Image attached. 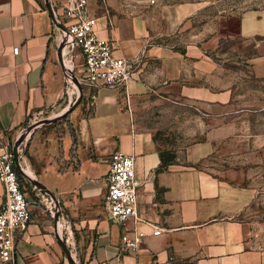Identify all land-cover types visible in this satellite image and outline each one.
Instances as JSON below:
<instances>
[{"label": "crops", "instance_id": "crops-1", "mask_svg": "<svg viewBox=\"0 0 264 264\" xmlns=\"http://www.w3.org/2000/svg\"><path fill=\"white\" fill-rule=\"evenodd\" d=\"M153 1L88 0L98 35L132 68L126 85L110 87L82 80L80 52L64 57L45 0H0V137L15 142L35 120L65 114L33 129L20 155L57 198L59 218L39 187L23 183L31 221L14 264H264L249 219L261 189L243 161L248 147L264 146L253 128L264 108L238 105L248 97L239 79L264 78V11L237 16L232 58L222 45L230 17L210 15L208 1ZM66 64L81 94L72 111ZM116 151L134 157L144 222L114 220L104 206ZM3 196L0 181V205ZM150 223L162 233L150 234ZM135 228L149 234L137 251L123 249Z\"/></svg>", "mask_w": 264, "mask_h": 264}, {"label": "built area", "instance_id": "built-area-1", "mask_svg": "<svg viewBox=\"0 0 264 264\" xmlns=\"http://www.w3.org/2000/svg\"><path fill=\"white\" fill-rule=\"evenodd\" d=\"M152 2H154L152 0ZM54 8L60 21L66 28L64 35V57L71 60L76 51L84 57V76L82 80L90 85L110 87L124 86L132 78V68L127 60L115 54L112 42L98 35L97 20L88 13V0H57ZM19 48H14L18 52ZM67 65V64H66ZM66 97L72 106L78 97L74 67L66 66ZM20 155L30 133L24 130ZM0 181L4 186V196L0 205V261L14 264L16 242L31 221V202L25 194L20 173L15 163L14 142L4 141L0 137ZM110 170L107 175V189L103 199L110 218L124 223L133 220L134 224L144 222L138 209V193L142 181L136 174L133 156L121 151L111 155ZM54 217L55 212L51 210ZM152 235H160L163 229L150 223ZM134 235L121 237L120 246L126 250L137 251L142 240L149 234L133 229Z\"/></svg>", "mask_w": 264, "mask_h": 264}, {"label": "rangeland", "instance_id": "rangeland-1", "mask_svg": "<svg viewBox=\"0 0 264 264\" xmlns=\"http://www.w3.org/2000/svg\"><path fill=\"white\" fill-rule=\"evenodd\" d=\"M206 1L209 2L207 11L210 15H217L218 17L224 15L230 17L229 21L226 22V26H228V28L225 30L226 38L223 39L222 45L226 50V57L236 58L235 54H237V51L234 50V48L235 46L240 45V42H237V38L235 37L238 29L237 16L246 10L254 9L264 11V0ZM229 35H232V37H229ZM243 74H245L244 67ZM238 84L241 86L243 94H248L247 98L240 100V103L238 104L239 106L264 108V78L256 77L249 71L247 76L244 75L242 79H239ZM256 95H258V98H256ZM64 118L65 114L60 113L47 119L35 120L36 123L34 122V125L39 124L41 126H52ZM253 124L254 130L258 131L259 135H262L264 138V109L255 115ZM256 149H258V153L256 152ZM247 151V156L243 160L245 162L244 164L248 165L250 175L256 178V182L261 189L259 199L254 203L252 209H250L249 219L252 224L253 234L256 235L264 244V146L262 148L250 146ZM20 180L22 183L26 184V186H33L29 179L21 174Z\"/></svg>", "mask_w": 264, "mask_h": 264}, {"label": "water", "instance_id": "water-1", "mask_svg": "<svg viewBox=\"0 0 264 264\" xmlns=\"http://www.w3.org/2000/svg\"><path fill=\"white\" fill-rule=\"evenodd\" d=\"M45 4H46L51 16L53 17V20H54V23L56 24V26L58 28H60L62 31H66L65 26L63 25V23L60 21V19L58 18L57 14H56L52 0H45ZM64 46H65V44L63 45V48H64ZM63 48H62V53H63ZM61 59H63V56L61 57ZM76 81H77V79H76ZM80 102H81V94L79 93L76 101L74 102V104L72 106H70V108L67 111H72L73 109H75ZM37 126H39V124H36L34 126H30L29 128L24 130V133H30ZM23 138H24L23 135L19 136L13 144V152H14V156H15V163H16L17 169L19 170V172L23 176H25L26 178L31 180V182L33 184H35L37 187H39L40 190L43 192V194L46 195L51 200V202L56 207V210H57L56 219H58L59 218V203H58V200L55 197V195L46 186L41 184L34 176L28 175L27 172L22 168L21 160H20V147L22 146ZM63 246L66 249V251L70 254V250L66 247V245L63 244Z\"/></svg>", "mask_w": 264, "mask_h": 264}, {"label": "trees", "instance_id": "trees-1", "mask_svg": "<svg viewBox=\"0 0 264 264\" xmlns=\"http://www.w3.org/2000/svg\"><path fill=\"white\" fill-rule=\"evenodd\" d=\"M165 167H166V161L163 160V161H162V164H161V166H160V169H163V168H165Z\"/></svg>", "mask_w": 264, "mask_h": 264}]
</instances>
